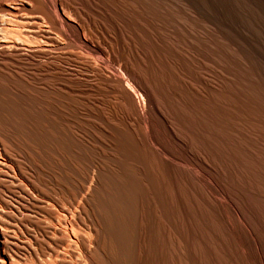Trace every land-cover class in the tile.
I'll return each mask as SVG.
<instances>
[{
  "label": "bare ground",
  "instance_id": "bare-ground-1",
  "mask_svg": "<svg viewBox=\"0 0 264 264\" xmlns=\"http://www.w3.org/2000/svg\"><path fill=\"white\" fill-rule=\"evenodd\" d=\"M102 13L100 0H0V80L11 86L9 94L22 100L35 92L37 109L48 121L61 113L60 129L74 141L75 153L96 152L106 160L91 161L76 180L70 158L63 162L41 149L32 165L12 128L0 125V264H96L93 254L104 256L106 248L92 199L105 178L124 198L133 182L141 186L139 204L153 220L147 245L151 264H159L162 253L168 264H218V254L229 255V239L255 264H264V212L257 205L264 203V130L258 125L264 113L232 130L213 121L185 99L182 81L170 79L172 71L147 64L149 53L114 35L116 24ZM133 21L127 29L141 27ZM15 81L31 89L16 87ZM186 86L205 100L200 88ZM0 97L5 101L9 95L1 88ZM72 98L83 102L75 109L88 125L84 131L74 127L69 114ZM220 101L227 106L226 98ZM42 133L47 134L45 127ZM118 136L136 143L143 156L121 150Z\"/></svg>",
  "mask_w": 264,
  "mask_h": 264
},
{
  "label": "rangeland",
  "instance_id": "rangeland-1",
  "mask_svg": "<svg viewBox=\"0 0 264 264\" xmlns=\"http://www.w3.org/2000/svg\"><path fill=\"white\" fill-rule=\"evenodd\" d=\"M186 1L187 0H100V5L103 7V17L106 19L108 18V20L110 19V21H113L114 24H116V27L113 28L116 31L118 30V33L111 29L113 34L116 32L114 35L118 37L120 36L124 43L129 47L135 46L134 48L137 50L139 49L140 51L149 53L150 57L146 54L148 57L145 58L147 64L151 66H160V68L165 66V69H163L164 72H166V69L167 72H169V70L172 71V74L170 75L172 81H176V79L182 81V90L183 92L185 91L184 97L193 108L200 112H204L213 121L220 122V125L228 130L242 127L247 124L246 119L251 115L264 113V0H220L214 2L210 0H190L192 3H190L189 0ZM194 10L197 14L194 13ZM165 13L168 17H165ZM181 18L183 19L181 20ZM135 19L136 22L142 23V28H135L136 30L127 29L126 27H129V25L127 26L126 24L134 22L133 20ZM213 20L216 21L214 22ZM214 23L216 24L214 25ZM183 27L188 30L187 33L185 32L186 29ZM228 28H230L231 31ZM122 29L125 31L123 32ZM190 32L194 36L191 35ZM148 37L149 39L147 40ZM150 40L152 43L149 42ZM152 46H155L156 49L158 48L159 51ZM161 48L162 50H160ZM256 51L258 52V55ZM186 83L193 85L197 90L200 88L203 91L202 97H205V100L203 101L202 99L196 98L195 94L187 88ZM14 84L21 89H31L30 86L19 81H15ZM1 88L8 93L9 98L2 101L0 97V125L12 128L17 139L24 147H26L31 158V160L30 158L27 160L30 164H37L38 157H36L35 153L39 152L41 149H45L49 156L61 159L63 162L70 158L69 161L73 167L71 174L74 179L80 180L91 161L101 160L106 162L105 158L99 156L96 152L94 154L93 152L92 154L85 152V154H82L83 156L75 153L76 148L74 141L65 137L60 129L61 113L57 111L53 115H50L51 120L48 121L43 112L37 109L39 108L40 100L39 95L35 92L29 96L22 95V100H18L9 94L11 86L8 83L0 80V89ZM223 98L227 99L226 107L220 101V99L223 100ZM70 103L73 107L70 108L69 114L71 119L74 120L73 122L76 121V125L73 126L83 131L86 130L88 125L85 120H83L84 117L80 116L75 109L77 104L83 102L79 99L72 98ZM258 125L264 130V122H261ZM43 127H45V130L47 131L46 135L42 133ZM118 139L121 150L124 152L130 150L138 158L143 156L144 151L136 143H129L121 136H118ZM83 163L85 164L83 165ZM34 171L39 177H43L35 167ZM103 178H105V174L102 175V179ZM103 180L105 182L106 178ZM103 180H101L100 186L94 194L92 202L97 207L101 222L103 221V240L105 241L104 248H106V251L104 256L99 252L93 254L95 263L118 264L119 261V264H151V258L147 253V245H149L148 243L153 220L150 217L151 214H149L151 213L150 210L146 208L144 209L139 204V199H142L141 186L137 182H133L129 193L124 198L123 196H120L121 194H119L118 187L115 188V185L112 187L113 184L108 186L109 183L106 184L105 182L104 184L102 182ZM61 183L66 186L69 185L67 179L61 180ZM107 186L109 188H107ZM102 189L104 191H102ZM115 189H117L116 192L114 191ZM107 192L110 196L107 195ZM113 192L117 194H114ZM217 196V199L221 200L220 195L216 194L215 198ZM120 197L121 200L118 199ZM117 199L120 200L117 204L112 202V200L117 201ZM122 200H125V202L127 201L123 204L128 210L124 208ZM128 203L130 204L129 206L127 205ZM257 203L256 204L259 205L264 212V203H260V201ZM106 210L108 212H106ZM102 211L103 213H101ZM107 218L109 220H107ZM139 221L143 225H140ZM109 226L112 229H109ZM139 226L141 227L139 228ZM106 228L107 231L110 230L111 233H106ZM241 228L244 230L246 229L243 224L241 225ZM119 229L122 230L119 232ZM123 231H125L126 234H124ZM105 234H108L110 237L107 235L106 238ZM113 234L120 236L119 238H115ZM135 235L136 237H134ZM125 237H127L126 240H124ZM107 239L109 244L106 242ZM135 239H138L139 241ZM109 240H113L114 242H110ZM236 245L239 246V244L235 243L233 240L229 239L226 241L225 250H227V254L229 255L218 254V264H255L250 256L240 253L239 248ZM136 246H138V248ZM115 248L117 252L114 251ZM75 249L73 250L78 252L77 246ZM126 249H128V251ZM108 251H110V254ZM137 251L140 254L137 253ZM119 253L120 255L124 254L125 257L127 255V258L120 256ZM116 254L119 255L118 258ZM105 256H107V258ZM112 256L113 259H116L113 260ZM119 257H121L120 260L123 261L118 260ZM77 258L78 260L83 261L81 257V259L79 257ZM125 259H128L126 260L127 262L124 261ZM159 264H168L164 253L161 254Z\"/></svg>",
  "mask_w": 264,
  "mask_h": 264
}]
</instances>
